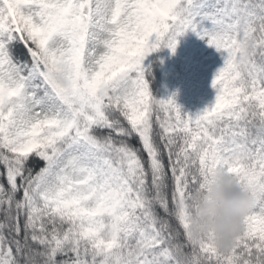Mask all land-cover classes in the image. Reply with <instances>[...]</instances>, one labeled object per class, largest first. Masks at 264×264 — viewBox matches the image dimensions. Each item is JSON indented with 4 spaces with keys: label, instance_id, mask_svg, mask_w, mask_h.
Masks as SVG:
<instances>
[{
    "label": "snow or ice",
    "instance_id": "1",
    "mask_svg": "<svg viewBox=\"0 0 264 264\" xmlns=\"http://www.w3.org/2000/svg\"><path fill=\"white\" fill-rule=\"evenodd\" d=\"M188 32L223 59L195 114L146 63ZM221 168L227 251L190 229ZM0 264H264V0H0Z\"/></svg>",
    "mask_w": 264,
    "mask_h": 264
},
{
    "label": "trees",
    "instance_id": "2",
    "mask_svg": "<svg viewBox=\"0 0 264 264\" xmlns=\"http://www.w3.org/2000/svg\"><path fill=\"white\" fill-rule=\"evenodd\" d=\"M146 63L152 66L150 87L157 99H167L175 94L176 102L190 114L202 110L214 100L211 81L217 69L222 67L223 59L194 33L188 32L179 38L174 55L169 49L162 48L152 53ZM131 143L139 147L135 139Z\"/></svg>",
    "mask_w": 264,
    "mask_h": 264
},
{
    "label": "clouds",
    "instance_id": "3",
    "mask_svg": "<svg viewBox=\"0 0 264 264\" xmlns=\"http://www.w3.org/2000/svg\"><path fill=\"white\" fill-rule=\"evenodd\" d=\"M252 204L251 193L237 186L224 169H218L207 189L192 197L191 232L196 237L213 236L215 245L227 251L242 231L243 217Z\"/></svg>",
    "mask_w": 264,
    "mask_h": 264
}]
</instances>
